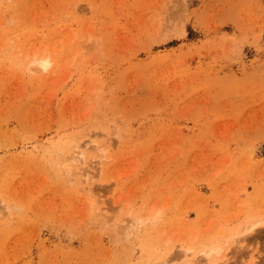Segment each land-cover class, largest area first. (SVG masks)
Instances as JSON below:
<instances>
[{"label":"rangeland","instance_id":"1","mask_svg":"<svg viewBox=\"0 0 264 264\" xmlns=\"http://www.w3.org/2000/svg\"><path fill=\"white\" fill-rule=\"evenodd\" d=\"M260 221L264 0H0V264H264Z\"/></svg>","mask_w":264,"mask_h":264},{"label":"bare ground","instance_id":"2","mask_svg":"<svg viewBox=\"0 0 264 264\" xmlns=\"http://www.w3.org/2000/svg\"><path fill=\"white\" fill-rule=\"evenodd\" d=\"M50 60H51V58H50V56H42V57H34V59H33V61H32V63L31 64H33V65H35L36 67L35 68H37L38 69V71H40V72H44V71H46L47 69H49V67L51 66V63L52 62H50ZM84 159V154H83V152L82 151H78V150H76L75 152H74V154H72V155H70V157H68V158H66V159H64V164L65 163H68V162H78V163H80L81 164V162H82V160ZM103 161V160H102ZM63 164V165H64ZM95 164H96V162H95ZM98 164V163H97ZM65 170V169H64ZM70 169H67L66 168V172H68ZM96 168L93 166V167H87L86 168V170H83L82 172H81V176H83V178H84V180L87 182L88 180H91L92 179V176L91 175H94L93 174V171L94 172H96ZM99 170V169H98ZM152 221V220H151ZM139 223L138 224H142V221H138ZM155 222V221H154ZM129 224V223H128ZM262 224H264V221H260L256 226H261ZM130 226V225H129ZM254 226L255 225H252V226H250V227H248V228H245L244 229V231L242 232L243 233V236H242V234H241V237H243V238H241V239H244L245 237H249V234H251L253 231H254ZM212 253L213 254H215V255H218L219 253H220V249H216V250H211V249H209L208 250V252H206V253H203L202 255L204 256V258H209L211 255H212ZM202 257V256H201ZM204 258H203V260H204ZM160 260V264H170L169 263V259H165L164 258V256H162V258L161 259H159ZM184 261V260H183ZM190 261V260H189ZM192 261H194V260H192ZM245 260H242L241 261V263L240 264H245V262H244ZM193 263V262H192ZM224 263H225V261H224ZM256 262H255V260L254 261H251V264H255ZM193 264H195V263H193Z\"/></svg>","mask_w":264,"mask_h":264}]
</instances>
